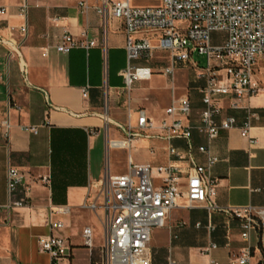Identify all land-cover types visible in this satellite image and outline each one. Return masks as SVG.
Masks as SVG:
<instances>
[{
	"label": "crops",
	"instance_id": "crops-1",
	"mask_svg": "<svg viewBox=\"0 0 264 264\" xmlns=\"http://www.w3.org/2000/svg\"><path fill=\"white\" fill-rule=\"evenodd\" d=\"M27 3L26 13L20 5ZM84 3L88 6L85 10ZM99 0H0V122L7 119V132L0 129V264H88L103 242V212L84 205L97 193L104 167L92 165L93 156L104 154L109 161L112 151L123 149L136 162L165 163L173 160L180 168V185L185 187L186 156L184 138L170 142L184 157L169 155V141L151 136L132 140L129 149L112 147L106 153V133L121 137L123 130L115 123L135 120L136 108L159 119L172 95L187 93L193 117L202 106L203 78L186 64H175V88L171 77L150 62L155 71L149 79H136L128 87L121 73L127 65L126 34L122 22L110 14L100 15ZM26 26V32L21 31ZM63 32L82 43L61 53L55 45ZM140 62V61H135ZM163 77L160 86L149 83L143 92L142 80ZM256 78L261 89L248 98L256 115L249 137L239 126L221 129L208 139L192 130V151L196 162L205 161L199 144H207L217 156L208 174L215 182L214 201L222 207L264 205V59L256 64ZM85 92V93H84ZM247 102V100H246ZM130 114L128 115V111ZM240 123L241 108H225ZM105 115V117H104ZM33 125L35 130L24 129ZM90 161V162H89ZM14 165L28 182L30 203L3 205L8 200L7 168ZM110 167V161H109ZM111 171V168H110ZM113 172V171H111ZM114 171L113 173H119ZM48 173V183L40 175ZM50 205L64 211H51ZM63 221L60 228H50V221ZM241 220L223 210L208 211L203 203L173 207L165 223L151 230V264H167L172 257L182 264H237L234 255L249 243L251 264L264 258V229L250 231L248 240L241 235ZM90 226L93 254L84 244L82 229ZM63 235L71 247L69 254L52 262L46 251L38 248L37 238L48 233ZM216 246L206 251L211 243Z\"/></svg>",
	"mask_w": 264,
	"mask_h": 264
},
{
	"label": "built area",
	"instance_id": "built-area-1",
	"mask_svg": "<svg viewBox=\"0 0 264 264\" xmlns=\"http://www.w3.org/2000/svg\"><path fill=\"white\" fill-rule=\"evenodd\" d=\"M80 4L85 10L88 8L86 4ZM95 10L102 16L110 14L122 22L126 34L127 65L121 73L128 87L136 79L152 76L155 69L150 62L165 63L161 72L171 77L172 92L177 62L191 64L197 77L203 78V84L200 88L202 106L196 118L193 117L190 96L181 93L172 95L161 118L155 119L140 106L135 110L133 122L128 119L125 123H115L123 130V136L109 137L106 133V153L112 147L129 149L132 140L157 136L169 141L167 153L179 158L185 155L170 140L184 138L190 164L186 170L185 187L181 188V170L173 160L140 163L128 153L127 169L119 173L110 171L108 161L97 193L84 203L91 210L101 209L103 212V242L88 264H151V230L163 225L168 212L179 204L203 203L208 211L223 210L238 217L241 220L240 235L244 240H248L252 229H264V205L222 207L214 201L215 182L209 177L208 169L217 156L202 143L197 148L205 153V161L196 162L191 142L193 129L210 139L221 129L239 126L241 135L250 136L249 129L256 112L248 98L261 89L255 72L258 59H264V0H159L158 4L145 6L133 4L132 0H99ZM20 11L26 13V2L20 5ZM21 31L26 32L25 25ZM213 31L224 32L225 37L220 43H211ZM94 44V41L82 43L71 33L63 32L55 49L68 53L74 47ZM158 51L165 52V56L157 57ZM195 52L204 55V66L192 59ZM226 107L241 108L242 121L239 123L234 114L225 112ZM8 127L7 119L0 122V129L7 132ZM23 128L35 130L33 125H24ZM40 180L48 183L50 175L42 174ZM28 185L19 168L9 164L8 200L3 206L9 209L28 205ZM66 209L50 205L51 211ZM62 226V220L50 221V228ZM82 234L84 244L93 254L91 227L84 226ZM37 243L39 250L50 254L52 262L69 254L71 249L63 235L52 232L38 236ZM215 246L216 243L211 242L205 249L210 251ZM251 254V245L245 243L234 255V261L251 264ZM211 262L218 264L213 259ZM167 264L182 263L169 257Z\"/></svg>",
	"mask_w": 264,
	"mask_h": 264
},
{
	"label": "rangeland",
	"instance_id": "rangeland-1",
	"mask_svg": "<svg viewBox=\"0 0 264 264\" xmlns=\"http://www.w3.org/2000/svg\"><path fill=\"white\" fill-rule=\"evenodd\" d=\"M132 3L137 4V5H141V6H145V5L158 4L159 0H132ZM210 37H211V43L217 44L223 40V38L225 37V34H224V32H221V31H213L211 33ZM165 54H166L165 52H159V51L156 53L157 57H159L158 55H160L161 58H163L165 56ZM192 59L194 61H197L199 66L205 65L204 55H200L197 52H195L192 55ZM164 65H165V63H163V64L159 63L158 64L159 67H163ZM185 68L189 72L194 70V68L189 63L186 64ZM147 82L153 83L155 86H160L163 84L164 79L160 75H154L150 81L142 80L140 83L142 86L144 85V87H142L143 92L147 91V87H145L146 85L149 84ZM109 161H110L111 171H113V172L114 171H117V172L122 171L125 168V151L123 149H115L114 151H112L111 156H109ZM107 162H108V158L104 154H102L99 158L93 156V158L91 160L92 165H98L101 168L105 167Z\"/></svg>",
	"mask_w": 264,
	"mask_h": 264
},
{
	"label": "trees",
	"instance_id": "trees-1",
	"mask_svg": "<svg viewBox=\"0 0 264 264\" xmlns=\"http://www.w3.org/2000/svg\"><path fill=\"white\" fill-rule=\"evenodd\" d=\"M258 264H264V258H263L262 261L259 262Z\"/></svg>",
	"mask_w": 264,
	"mask_h": 264
}]
</instances>
